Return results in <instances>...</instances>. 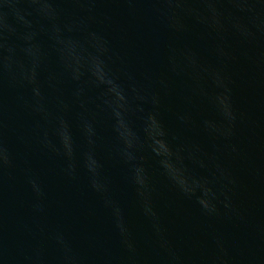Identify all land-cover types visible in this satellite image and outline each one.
<instances>
[{
	"label": "water",
	"instance_id": "95a60500",
	"mask_svg": "<svg viewBox=\"0 0 264 264\" xmlns=\"http://www.w3.org/2000/svg\"><path fill=\"white\" fill-rule=\"evenodd\" d=\"M0 264H264V0H0Z\"/></svg>",
	"mask_w": 264,
	"mask_h": 264
}]
</instances>
